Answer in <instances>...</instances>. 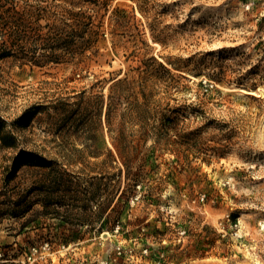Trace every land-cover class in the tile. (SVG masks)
Segmentation results:
<instances>
[{
  "label": "rangeland",
  "instance_id": "obj_1",
  "mask_svg": "<svg viewBox=\"0 0 264 264\" xmlns=\"http://www.w3.org/2000/svg\"><path fill=\"white\" fill-rule=\"evenodd\" d=\"M8 1L43 17L10 22L17 54L0 59V117L18 143L0 147V264H264V0H142L144 14L134 0ZM135 44L194 111L156 137L141 95L123 98L120 153L105 113L116 79L141 90ZM53 49L77 56L24 57ZM19 149L52 164L6 182Z\"/></svg>",
  "mask_w": 264,
  "mask_h": 264
},
{
  "label": "trees",
  "instance_id": "obj_2",
  "mask_svg": "<svg viewBox=\"0 0 264 264\" xmlns=\"http://www.w3.org/2000/svg\"><path fill=\"white\" fill-rule=\"evenodd\" d=\"M137 2V8L139 11L144 14L147 13L146 4L142 0H134ZM131 13L134 18H136V7H131ZM31 11V10H30ZM21 10L18 7V4L8 1V0H0V59H5L10 56H15L17 51L15 50V44H13L14 39L11 38L10 33L8 32V24L13 21H16L22 25V23L26 22V14L30 16L31 19L37 20L43 17L41 14L33 11ZM71 13L73 10H69ZM116 10L115 12H117ZM80 14L81 12H76ZM53 24L59 25L62 21H59L58 18H54ZM72 21L79 20L78 18L71 17ZM28 22V21H27ZM65 23V22H63ZM69 22H67L68 24ZM69 25V24H68ZM41 26V25H39ZM58 27V26H57ZM57 31H59L57 29ZM62 37V36H60ZM69 37V36H66ZM71 38V37H69ZM153 38L155 41L158 38L153 34ZM92 37H84L80 38L82 43H90ZM138 39L136 36L134 37L133 43H137ZM145 48L151 47L147 41H144ZM138 45L135 44L134 47V55L136 57L142 56L140 60L139 77L138 84L141 86V90L137 92L129 93L128 90H121V86L123 84H132L135 83V80H129L127 72V76L124 78L114 77L112 80H115L109 89L108 94V102L106 109V122L108 126V131L111 136L112 142L117 150L121 153L123 151V147L125 145V140L122 137L124 133V129L126 128V123L120 124L117 132V136H113L115 128L113 126V119L115 112L117 111V104L119 101L125 99H129L130 96L135 95L134 102H138V94L142 97V103L144 104V109L141 114H137V118L142 117L144 121L145 128L148 127L151 133H154L156 137H159L163 131H168L171 128H174L180 121L181 117L186 113L192 111L193 108L189 104H172L173 100H176L177 97L175 93L171 90L172 86L168 82V78L174 77L175 74L168 68L164 63L159 61L155 56H147V51L142 50ZM77 56V54H73L70 51L66 50H47L40 54H25V59L27 63H31L33 65L42 66L48 63H64L72 61L73 58ZM29 61V62H28ZM170 63V62H169ZM221 81V80H219ZM134 89V87H133ZM29 112H32L31 110ZM29 112L25 113L23 119H26V122H29L33 113ZM126 112V111H125ZM127 114V113H124ZM6 123L5 120L0 117V147L3 148H18L17 138L11 131L5 130ZM51 160H48L42 154L26 150L19 149L17 153L12 157V164L8 168L7 173L5 175L4 180L6 182H10L13 180L22 166H38V167H48L51 165ZM12 214H15V208L12 210Z\"/></svg>",
  "mask_w": 264,
  "mask_h": 264
},
{
  "label": "bare ground",
  "instance_id": "obj_3",
  "mask_svg": "<svg viewBox=\"0 0 264 264\" xmlns=\"http://www.w3.org/2000/svg\"><path fill=\"white\" fill-rule=\"evenodd\" d=\"M238 90H241V91H245V92H250V93H256V91L255 90H246V89H244V88H238ZM259 93V92H258ZM257 94V93H256ZM252 95V94H251Z\"/></svg>",
  "mask_w": 264,
  "mask_h": 264
}]
</instances>
